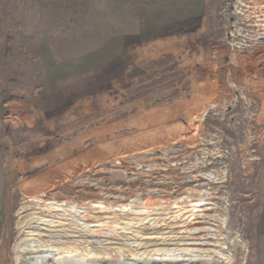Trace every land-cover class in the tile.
I'll return each mask as SVG.
<instances>
[{
    "label": "rangeland",
    "instance_id": "1",
    "mask_svg": "<svg viewBox=\"0 0 264 264\" xmlns=\"http://www.w3.org/2000/svg\"><path fill=\"white\" fill-rule=\"evenodd\" d=\"M147 2L0 0V264H264V66L240 85L231 60L264 49L241 44L264 0ZM21 7L47 75L31 92L8 82L31 76ZM39 218L55 237L27 232Z\"/></svg>",
    "mask_w": 264,
    "mask_h": 264
},
{
    "label": "trees",
    "instance_id": "2",
    "mask_svg": "<svg viewBox=\"0 0 264 264\" xmlns=\"http://www.w3.org/2000/svg\"><path fill=\"white\" fill-rule=\"evenodd\" d=\"M18 12L20 18L14 25V28L16 29L15 35L19 33L15 37L17 40V53L18 57H25L27 68L29 67L31 69V76H29V79H26L24 77L26 73L23 75L20 73V76L14 75L9 77L8 82L15 83V86L21 87L22 89L28 88L31 92L43 86L47 79L42 58L41 35L36 30L28 27V23L30 22H32L34 26L37 25V20H39L38 17L40 16L35 12H30L28 10L25 11V7H21V10ZM88 102L90 103V101Z\"/></svg>",
    "mask_w": 264,
    "mask_h": 264
},
{
    "label": "crops",
    "instance_id": "3",
    "mask_svg": "<svg viewBox=\"0 0 264 264\" xmlns=\"http://www.w3.org/2000/svg\"><path fill=\"white\" fill-rule=\"evenodd\" d=\"M150 0H148L147 3H149ZM154 1V0H151ZM163 0H157V2H160ZM170 1V0H167ZM177 1L179 4L180 2H189L192 3L194 2V5L190 4L191 8H196L197 4L199 7V11L201 9V7L204 4V0H175ZM94 6L96 9L98 10H104L106 9L108 6V0H93ZM178 4V5H179ZM181 7V5H179ZM186 6V5H184ZM183 8V16L186 17V10ZM171 10V8H170ZM197 10V9H196ZM172 12V11H169ZM187 19L185 18L183 20L184 23H186ZM168 43L162 45L163 50L169 49L167 45ZM174 45V44H173ZM172 45V47H173ZM177 46V44L173 47V49H175ZM262 45L256 46V47H250V49H246L243 52L239 51V50H234L233 52H231V60L233 61L234 67H233V73L234 75L238 76V83L237 84H242L244 82H246L247 79L252 78V77H257L258 74L260 73V70L263 69L264 65H261L259 60L253 57L254 52H261L264 51V49H261L262 47H260ZM171 47V48H172ZM176 50V49H175ZM171 51V50H170ZM158 53V51H156ZM253 53V54H252ZM230 60V61H231ZM216 66V65H214ZM5 187H6V174L4 172V170L0 167V213L3 211L4 209V194H5Z\"/></svg>",
    "mask_w": 264,
    "mask_h": 264
},
{
    "label": "bare ground",
    "instance_id": "4",
    "mask_svg": "<svg viewBox=\"0 0 264 264\" xmlns=\"http://www.w3.org/2000/svg\"><path fill=\"white\" fill-rule=\"evenodd\" d=\"M119 196V195H118ZM136 204V203H135ZM72 206V205H71ZM73 207V206H72ZM77 213V212H76ZM27 216V215H26ZM33 216V215H32ZM32 216H30L29 217V219L28 220H32ZM64 216V215H63ZM67 216V215H66ZM39 217V216H38ZM87 217V216H86ZM27 220V221H28ZM48 221H50V220H48ZM28 222H30V221H28ZM36 222V225L35 226H30V227H32V228H30L29 230H27V232L29 233V234H31V235H33V236H35V237H37V236H49V238H53V237H55L54 236V234L52 233V232H48V231H46L45 230V228H43V227H41L39 224H44V225H47L48 224V222H47V219H45V218H39V221L37 220V221H35ZM130 222V221H129ZM23 223H25V222H23ZM51 229V228H50ZM82 230H84V228L82 229ZM178 231V230H177ZM70 233V232H69ZM200 233V232H199ZM89 234V233H88ZM224 234V233H223ZM124 235V234H123ZM201 235V234H200ZM65 236H67V235H65ZM75 236V235H74ZM71 237H73V236H71ZM81 237V236H80ZM176 237V236H175ZM39 238V237H38ZM43 238V237H42ZM86 238V237H85ZM48 239V238H47ZM83 239V238H82ZM88 239V238H87ZM86 239V240H87ZM184 239V238H183ZM40 240H42V239H40ZM68 240V239H67ZM93 240V239H92ZM141 240V239H140ZM140 240H138V241H140ZM77 241V240H76ZM81 241V240H80ZM91 241V240H90ZM145 241V240H144ZM193 241V240H192ZM67 242V241H66ZM64 243V246L65 247H67V246H71L72 248H71V251L70 252H77V247H76V245H74V244H77V243H74V244H71V243ZM74 242V241H73ZM89 242V241H88ZM94 242H96V241H94ZM93 242V243H94ZM181 242V241H180ZM184 242V241H183ZM195 242V241H194ZM52 243V242H51ZM55 243V242H54ZM62 243V242H61ZM84 243V242H83ZM92 243V242H91ZM101 243V242H100ZM130 243V242H129ZM134 243V242H133ZM147 243V242H146ZM149 243V242H148ZM147 243V244H148ZM174 243V242H173ZM193 243V242H192ZM53 244V243H52ZM79 244V243H78ZM116 244V243H115ZM118 244V243H117ZM122 244V243H121ZM138 244H140L139 242H138ZM178 244V243H177ZM184 244H186V243H184ZM183 244V245H184ZM195 244V243H194ZM216 244V243H215ZM107 245V244H106ZM150 245H152V244H150ZM175 245V244H174ZM179 245V244H178ZM189 245V244H188ZM196 246H194V247H191V248H185V249H183V250H190V249H198L199 251H202V250H204V249H206L205 247H200L199 245H207V243L206 242H202V241H198V244H195ZM97 246V245H96ZM113 246V245H112ZM143 246V245H142ZM154 246V245H153ZM180 246V245H179ZM83 247V246H82ZM131 247H133L132 245H131ZM134 247H135V245H134ZM138 247V246H137ZM170 247V246H169ZM209 247V246H208ZM214 247V246H213ZM97 248V247H96ZM110 248V247H109ZM140 248V247H139ZM145 248V247H144ZM168 248V247H167ZM166 248V249H167ZM214 248H217L218 249V251L219 252H222V251H225L224 250V248H222V247H219V246H217L216 247V245H215V247ZM79 249H81V248H79ZM89 249V248H88ZM153 249H155V248H153ZM174 249H177V248H174ZM180 249H182V248H180ZM101 250V249H100ZM108 250V249H107ZM144 250V249H143ZM79 251V250H78ZM98 251V250H97ZM106 251V250H105ZM101 253V252H100ZM147 257V256H146ZM149 257V256H148ZM152 256H150L149 258H151ZM155 261H152V260H136V263L137 264H151V263H154Z\"/></svg>",
    "mask_w": 264,
    "mask_h": 264
},
{
    "label": "built area",
    "instance_id": "5",
    "mask_svg": "<svg viewBox=\"0 0 264 264\" xmlns=\"http://www.w3.org/2000/svg\"><path fill=\"white\" fill-rule=\"evenodd\" d=\"M245 32H246V36L244 35V38H242L243 42H241V44H246L247 46V45L252 44L253 42L258 43V42L264 41V31L263 30L260 32L258 31L259 33L257 35H254L253 28H251V26L249 25L248 28L246 27Z\"/></svg>",
    "mask_w": 264,
    "mask_h": 264
}]
</instances>
